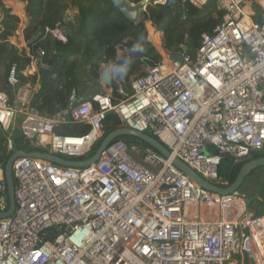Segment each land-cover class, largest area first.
<instances>
[{"label":"built area","instance_id":"built-area-1","mask_svg":"<svg viewBox=\"0 0 264 264\" xmlns=\"http://www.w3.org/2000/svg\"><path fill=\"white\" fill-rule=\"evenodd\" d=\"M167 1L146 0L144 9ZM188 1L198 9L214 1L224 11L221 22L202 33L194 55L182 47L163 48L160 61L141 56L143 73L119 81L116 95L76 102L73 94L68 109L38 111L36 87L20 75L37 77L51 67L42 48L28 53L25 69L13 64L7 80L0 78V129L9 149L19 133L47 152L86 160L113 112L122 127L150 134L170 151L166 157L117 138L85 167L17 157L15 209L0 218V264H245L232 259L240 252L264 264V213L250 209L249 196L211 191L173 162L227 187L219 171L225 159L239 164L264 151V14L257 21L249 0ZM46 32L68 41L60 22ZM61 124L90 130L60 134ZM8 209L0 163V212Z\"/></svg>","mask_w":264,"mask_h":264},{"label":"trees","instance_id":"trees-1","mask_svg":"<svg viewBox=\"0 0 264 264\" xmlns=\"http://www.w3.org/2000/svg\"><path fill=\"white\" fill-rule=\"evenodd\" d=\"M21 1L26 2L29 22L23 30V36L30 51L35 53L42 48L46 52L45 59L49 64L52 66L56 63L52 74L46 79H41L32 102L38 110L48 114H55L60 109H68L73 94L78 102V100H90L93 95L100 93L101 65L115 62L118 48H126L131 59V64L124 74L125 80H129L140 67L141 56L160 61L162 56L157 50L158 47L169 52L187 47L194 55L201 45L202 33H212L221 22L224 12L217 8L214 1L198 9L188 0H168L166 3H149L146 11L142 13V20L132 23L111 0ZM130 1L138 3L140 0ZM0 6L5 14L3 39H6L9 29L15 28V22L19 17L11 13L12 10L5 6L3 0H0ZM70 7L78 9L74 19H67V11ZM254 8L255 19L261 21L263 9L258 3L254 4ZM58 22L61 23L68 38L66 43L53 39L51 34L46 32L47 27H55ZM153 27H155L154 32H152ZM145 29L153 42L148 38ZM2 58L8 60L7 73L13 64H17L18 70L21 71L31 62L25 51L20 53L14 45L0 41V59ZM20 81L35 83L36 76L20 75ZM117 85L116 81L111 85L115 95ZM122 126L119 117L113 112L109 113L105 121L104 137ZM89 130L90 126L87 124H61L56 129L58 133L66 135H84ZM118 139H124L128 143L139 141L132 136H120ZM12 141L13 147L9 149L7 135L0 131V161H3L4 165L15 151H45L19 133ZM260 156H264V153L254 155L251 159ZM224 162L225 160L219 169L222 178L224 176L221 167ZM244 163L230 162V172L227 178H223L227 183L226 186L235 181ZM259 191L263 195L259 202L264 203V186L260 187Z\"/></svg>","mask_w":264,"mask_h":264},{"label":"water","instance_id":"water-1","mask_svg":"<svg viewBox=\"0 0 264 264\" xmlns=\"http://www.w3.org/2000/svg\"><path fill=\"white\" fill-rule=\"evenodd\" d=\"M111 1L121 11V13L132 23H138L139 21H141L142 12L146 11V9H144V6H146V0H142L136 5H133L129 0ZM171 58L181 61V57L177 55H172ZM130 64V56L128 54H123L117 58L116 62L111 66V68L103 69L101 72V76L103 78H107L112 85L113 81L119 82L124 78V74L129 68ZM55 65L56 63H54L49 69H42L41 73L45 79L52 74ZM120 136L135 137L139 141L152 146L164 156H170V151L158 138L147 133L138 132L128 127H119L108 133L99 148L97 149L96 153L86 160H69L47 151H15L8 159L4 169L9 198V209L5 212H0V218H6L10 216L15 209V180L12 173V164L14 159L20 156H28L45 159L63 166L85 167L97 161L101 153L108 147V145ZM173 162L179 169H181L185 174L192 177L203 187L214 192L230 194L234 191L239 190L240 187L244 184L246 178L249 177L254 171H256L258 168L264 167V156L250 159L246 163H244L241 166L235 181L227 187H220L208 182L202 176H200L194 169H192L188 164L178 158L174 159Z\"/></svg>","mask_w":264,"mask_h":264},{"label":"rangeland","instance_id":"rangeland-1","mask_svg":"<svg viewBox=\"0 0 264 264\" xmlns=\"http://www.w3.org/2000/svg\"><path fill=\"white\" fill-rule=\"evenodd\" d=\"M68 1H70V0H68ZM249 1L251 2L253 8H254V4H256V3H258L260 5V7H262V6L264 7V0H249ZM259 1H260V3H259ZM9 2L10 3H14V5H16L20 9L22 8V4L16 2L15 0H9ZM74 12H76V13L74 15H72L73 17H71V19H74L75 15L78 13V9L75 8V7H70V9L67 11V17H68L67 19H70L69 18L70 17L69 13H74ZM3 13H4V11H3L2 7L0 6V15H2ZM145 32L148 35L146 29H145ZM148 38L150 39L149 35H148ZM121 51H122L121 52L122 55L123 54H128L129 55V51L126 48H121ZM105 64L107 65V67L105 66V68H111V66H112V63H105ZM101 67H102V65H101ZM143 71H144V66L141 63L140 67L135 70V72L130 76V78L134 77L136 75L142 74ZM84 78L85 77L83 76V79ZM104 93H107V92L104 91ZM104 138L105 137H103V138H101V139H99V140H97L95 142V144L93 145L91 151L87 154V156L91 157V156H93L96 153L97 149L101 145V143L104 140ZM44 150L47 151V149H44ZM261 153H264V151L261 152ZM255 155H257V154H255ZM253 156L254 155L252 154L251 157H253ZM247 161H248V159L245 160L244 162L246 163ZM230 162L233 163L232 159H229V158L225 159V162H224L223 166L221 167V171H222L223 176H224L223 178H227V175L230 172V169H231ZM0 163H1L2 168L5 169L4 162L0 161ZM216 183H219V182H216ZM263 186H264V167L259 168L258 170H256L252 175H250L245 180L244 184L240 187V190L242 192L246 193L249 196L250 209L253 210L256 214L263 213L264 203L259 202V200L253 199V198H254L255 194H260V191L258 189L260 187H263ZM256 209H258L259 211H257ZM232 259L236 260L237 262H242V260H243L245 262V264H253V262L252 263L250 262V259H249L248 255H247V253H245V252H240L238 254H233Z\"/></svg>","mask_w":264,"mask_h":264},{"label":"crops","instance_id":"crops-1","mask_svg":"<svg viewBox=\"0 0 264 264\" xmlns=\"http://www.w3.org/2000/svg\"><path fill=\"white\" fill-rule=\"evenodd\" d=\"M15 1L22 4V8L21 9L18 8L16 5H14V3H10L9 0H3L5 6L7 8H10L12 10L11 13L12 14L13 13L16 14L19 17V20L17 22H15V28L14 29H9V35L7 36V38L3 39V32L5 30V26L3 24V20H4L5 14L3 13L2 15H0V41L1 42H7L8 44L14 45L19 50L20 53L25 51L27 53V55H28V53H30L31 51H30V48H29L28 44L26 43V41L24 39V36H23V30H24V28L27 26V24L29 22V19H28L27 15H26V2L21 1V0H15ZM75 13L76 12L69 13L70 14L69 18L71 19V17H73L72 15H74ZM121 52H122L121 48H118V53H121ZM105 66L107 67V65L105 63H103L102 67H101V72L105 68ZM7 70H8V60H5V58L0 59V78L3 79L4 81L7 80V75H8ZM25 77H32V76H26L25 75ZM42 78H44V77H43L42 73H40V75L38 74V76L36 77V82L35 83L25 82L23 84L24 85L25 84L26 85L27 84L28 85L29 84L30 85H34L36 87V90H35V93H36V91H37V89L39 87V83H40ZM100 82H101V85H102L101 93L104 92V91H106V92H111L112 91L111 83H110V81L107 78H103L101 76ZM35 93H34V95H35ZM33 99H34V97H33ZM32 102H33V100H32ZM36 109L38 110V108H36ZM62 110H65V109H60L55 114L59 113ZM38 111H40V110H38ZM40 112L47 113V112H44V111H40ZM55 114H49V115H55ZM1 132H3V131L1 130ZM262 197H263V195L261 193L260 194H255L253 199H257V200L261 201Z\"/></svg>","mask_w":264,"mask_h":264},{"label":"bare ground","instance_id":"bare-ground-1","mask_svg":"<svg viewBox=\"0 0 264 264\" xmlns=\"http://www.w3.org/2000/svg\"><path fill=\"white\" fill-rule=\"evenodd\" d=\"M246 0H239L240 5H242ZM155 31V27L152 28V32ZM159 51L163 52V49H161L160 47L157 48Z\"/></svg>","mask_w":264,"mask_h":264}]
</instances>
